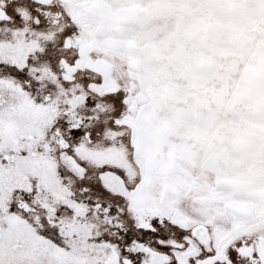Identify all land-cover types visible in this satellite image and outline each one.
<instances>
[{
	"label": "snow or ice",
	"instance_id": "6c2138e0",
	"mask_svg": "<svg viewBox=\"0 0 264 264\" xmlns=\"http://www.w3.org/2000/svg\"><path fill=\"white\" fill-rule=\"evenodd\" d=\"M0 264H264V0H0Z\"/></svg>",
	"mask_w": 264,
	"mask_h": 264
}]
</instances>
